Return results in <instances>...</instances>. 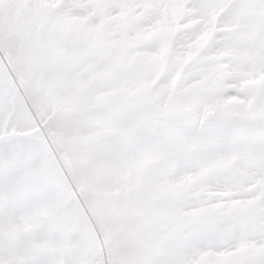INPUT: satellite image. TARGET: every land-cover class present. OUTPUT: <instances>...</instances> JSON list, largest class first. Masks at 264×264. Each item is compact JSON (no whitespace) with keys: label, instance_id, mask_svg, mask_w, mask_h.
I'll use <instances>...</instances> for the list:
<instances>
[{"label":"snow or ice","instance_id":"1","mask_svg":"<svg viewBox=\"0 0 264 264\" xmlns=\"http://www.w3.org/2000/svg\"><path fill=\"white\" fill-rule=\"evenodd\" d=\"M0 264H264V0H0Z\"/></svg>","mask_w":264,"mask_h":264}]
</instances>
